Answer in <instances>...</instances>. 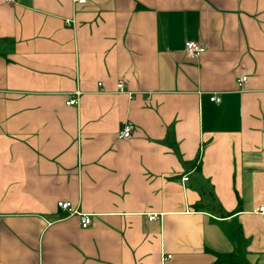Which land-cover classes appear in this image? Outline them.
I'll use <instances>...</instances> for the list:
<instances>
[{"label":"crops","instance_id":"0c3cea01","mask_svg":"<svg viewBox=\"0 0 264 264\" xmlns=\"http://www.w3.org/2000/svg\"><path fill=\"white\" fill-rule=\"evenodd\" d=\"M260 206L264 0H0V264H264Z\"/></svg>","mask_w":264,"mask_h":264},{"label":"built area","instance_id":"2783aa9c","mask_svg":"<svg viewBox=\"0 0 264 264\" xmlns=\"http://www.w3.org/2000/svg\"><path fill=\"white\" fill-rule=\"evenodd\" d=\"M14 0H4L6 3L13 2ZM74 4H84L87 2V0H72ZM205 48L198 43L194 41H187L184 44V51L186 53V56L189 58H196L199 57L201 53H203ZM246 82V77H241L238 80V86H242ZM116 88L118 91H125V85L122 81H118L116 84ZM78 95V93H76ZM210 101L218 103L220 101V98L217 95H212L210 97ZM78 103V99L76 95H73L69 101L67 102V105H76ZM133 133V126L130 124H124L120 130L117 133L118 139H129L131 138ZM188 180L187 176H183L181 178L182 182H186ZM57 207L62 210L67 212L69 215L77 214L80 217V225L82 228H86L91 224V219L90 216L87 214H80L73 209L71 204L69 202H63L60 201L57 203ZM255 213L262 214L264 215V206H260L255 210ZM156 219L155 215H150L149 220H154Z\"/></svg>","mask_w":264,"mask_h":264},{"label":"trees","instance_id":"16d2710c","mask_svg":"<svg viewBox=\"0 0 264 264\" xmlns=\"http://www.w3.org/2000/svg\"><path fill=\"white\" fill-rule=\"evenodd\" d=\"M215 264H230V263H226L225 261H217Z\"/></svg>","mask_w":264,"mask_h":264}]
</instances>
